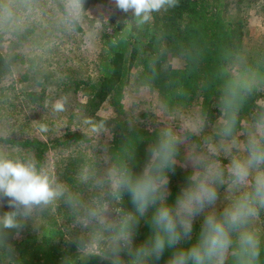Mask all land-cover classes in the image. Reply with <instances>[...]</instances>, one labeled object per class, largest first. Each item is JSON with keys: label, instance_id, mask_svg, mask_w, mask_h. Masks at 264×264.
I'll return each instance as SVG.
<instances>
[{"label": "trees", "instance_id": "trees-1", "mask_svg": "<svg viewBox=\"0 0 264 264\" xmlns=\"http://www.w3.org/2000/svg\"><path fill=\"white\" fill-rule=\"evenodd\" d=\"M111 1L83 0V8L97 4L113 6ZM59 6L73 29L82 32L78 20L70 16L63 4ZM225 9V0H178L177 6H165L153 12L152 18L143 24L132 13L124 14L122 22H114L111 18L102 21L97 74L85 78L72 73L69 81L75 93L87 92L88 100L83 105L86 117H97L106 101L118 113L109 125L110 139L103 147L113 170L127 166L138 174L145 166L149 146L165 129L132 124L128 118L121 117L125 112L126 88L134 74L140 87L158 94L167 111H187L199 106L207 122L222 117L219 98L226 81L250 84L252 90L246 94L239 114L238 136H243L253 113L264 106V47L247 53L243 19L226 16ZM57 31L62 30L58 27L52 33L61 37ZM34 32L33 27L14 30L19 42L28 40ZM175 59L181 62L180 66L174 65ZM17 62H23L19 52H0V85ZM233 64H239L238 72L249 74L253 80L238 79L230 67ZM40 85L45 83L40 82ZM45 93L37 96V92L30 91L26 95L32 100H43ZM181 130L183 135L187 133V128ZM188 134L192 141L200 142L198 135ZM91 141L88 134L70 128L47 139L0 134V145L14 150L7 159L31 162L38 172H43L49 152L73 150L58 170V181L85 204L101 197L110 199L109 175L104 170L106 161L84 153L80 155V147L90 145ZM186 176L187 170L180 167L175 174H170V202L186 182ZM50 205L48 208L34 206L32 211L41 212L45 220L37 227L29 224V216L21 220L18 228L4 229L0 225V264H104L97 254L81 251L78 247L91 238V226L83 227L77 222L76 214L64 197L53 200ZM122 207L133 208L127 195ZM8 211L11 209L5 199L0 206V216ZM199 222L197 218L196 230ZM149 234V226L141 221L134 243L139 245ZM170 255L171 252L166 251L157 264H165ZM124 259L127 260V256ZM261 264H264V248Z\"/></svg>", "mask_w": 264, "mask_h": 264}, {"label": "clouds", "instance_id": "clouds-1", "mask_svg": "<svg viewBox=\"0 0 264 264\" xmlns=\"http://www.w3.org/2000/svg\"><path fill=\"white\" fill-rule=\"evenodd\" d=\"M113 2L141 24L153 12L178 5V0ZM69 5L70 16L78 17L83 0H69ZM251 90L250 84L226 81L219 98L222 117L214 133L199 143L191 141L188 133L199 135L203 118L186 123L184 135L165 128L149 146L143 169L138 174L127 166L110 171V199L101 197L91 204L62 185L53 187L31 162L0 156V206L6 199L11 209L0 216V225L18 228L34 206L64 197L81 225L91 226V238L79 249L97 254L104 264H157L166 251L171 255L165 264H261L264 236L256 225L264 213V106L253 113L243 136L237 135L239 114ZM63 106L58 100L54 108ZM177 167L187 170L186 182L170 202V174ZM125 195L132 210L122 207ZM141 221L150 234L136 245Z\"/></svg>", "mask_w": 264, "mask_h": 264}, {"label": "rangeland", "instance_id": "rangeland-1", "mask_svg": "<svg viewBox=\"0 0 264 264\" xmlns=\"http://www.w3.org/2000/svg\"><path fill=\"white\" fill-rule=\"evenodd\" d=\"M225 2L226 16L243 19L246 52H257L263 48L264 0ZM59 3L70 13L69 0H0V52H19L23 55V62H17L12 73L0 85V134L47 139L61 135L67 128L84 132L92 141L90 145L80 147V155L84 153L106 161L104 170L109 175L113 168L111 162L106 160L103 147L110 139L109 125L118 113L106 101L98 110L97 117H86L83 105L88 100L87 92L81 90L75 93L69 75L73 73L86 78L97 74L96 64L102 47V21L111 18L114 22H122L125 13L115 7L113 0V6L97 4L86 9L82 7L76 19L83 31L78 33L64 16ZM6 10L11 12L10 17ZM28 27L35 29L34 34L28 40L19 42L14 30L23 31ZM58 27L62 31L56 33L61 37L52 33ZM173 63L175 66L181 65L177 59ZM239 66L233 64L230 67L238 79L242 77L251 82L253 79L249 74L241 75L238 72ZM40 82L45 85L41 86ZM30 91L37 92V96L44 91L45 97L43 100H32L26 95ZM58 100L64 105L59 111L54 108ZM124 104L125 112L120 115L128 118L132 124L171 128L179 135H183L181 129L186 128V123L203 118L199 106L187 111H167L156 92L139 86L135 74L126 88ZM220 120L205 121L203 131L198 136L202 139L214 133ZM13 151L9 146L0 145V156L4 158L10 157ZM181 152H184V146ZM72 153L73 150H53L47 155L43 173L49 177L53 187L64 186L62 181H58V170ZM42 206L48 208L51 205ZM109 213L115 214L111 207ZM28 221L33 227L45 222L41 212L33 211ZM71 226L74 227L73 224ZM256 226L264 235V213Z\"/></svg>", "mask_w": 264, "mask_h": 264}]
</instances>
